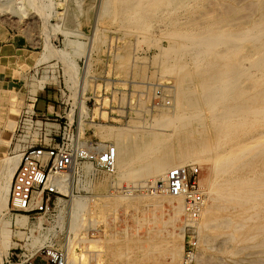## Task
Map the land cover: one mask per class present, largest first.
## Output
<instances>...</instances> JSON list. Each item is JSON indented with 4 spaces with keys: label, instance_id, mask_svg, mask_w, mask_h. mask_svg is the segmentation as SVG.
Returning <instances> with one entry per match:
<instances>
[{
    "label": "rangeland",
    "instance_id": "374dc122",
    "mask_svg": "<svg viewBox=\"0 0 264 264\" xmlns=\"http://www.w3.org/2000/svg\"><path fill=\"white\" fill-rule=\"evenodd\" d=\"M183 1L190 2L191 7L181 12L182 15H214L216 11L222 14L226 5L236 6L238 2ZM124 5L111 4L108 0H0V44L15 40L30 54L18 60L12 58L7 64L0 58V166L6 156L16 154L12 148L21 111L26 107L35 108V102L45 91L55 97L59 114L68 111L69 97L74 100L76 111L85 116L84 138L113 142L109 137L98 135L96 124L116 129L139 125L134 141L143 140L160 123H164L161 132L169 133L171 126L165 124L172 123L175 82L174 76L163 72L159 65L161 52L169 41L159 34L162 29L159 23L153 24L149 37L145 38L146 34L135 32L137 21L131 15L116 18L110 10L104 11L105 7H115L124 13ZM194 83L198 88L197 78ZM163 113L170 114L169 121L167 116H161ZM124 140H128L126 135ZM191 165L199 167L203 190L204 181L210 176V165L206 161H189L183 166ZM84 170L88 174L69 173L67 197L61 209L63 224L66 230L70 229L67 248L77 264H199L198 261L264 264L263 256V260H256L257 254L263 251L261 247L244 245L246 248L230 254L227 251L234 242L225 234L203 241L195 223L191 227L183 224V212L177 220H170L172 208L178 202L173 199L171 203L163 200L161 205L152 204L147 196L155 194H147L142 188L147 181L159 178L149 174L119 178L115 172L104 174L89 165ZM126 189L138 198L117 206H104L107 196L108 202H112L113 194ZM73 197L81 199L82 207H72ZM0 216H3L1 258L17 241L13 237L12 217L5 210ZM39 234L40 240L53 235L57 242H63L55 222H48ZM166 235L173 239L182 235L175 259L166 250L168 242L162 239ZM21 237L20 233L18 238ZM147 238L154 239L155 243L149 244Z\"/></svg>",
    "mask_w": 264,
    "mask_h": 264
},
{
    "label": "bare ground",
    "instance_id": "6f19581e",
    "mask_svg": "<svg viewBox=\"0 0 264 264\" xmlns=\"http://www.w3.org/2000/svg\"><path fill=\"white\" fill-rule=\"evenodd\" d=\"M108 1L126 4L122 7L124 13L115 7H105L104 11L110 10L116 18L131 15L137 21L134 30L138 35L146 34L147 38L153 24L162 25L159 34L169 43L162 47L159 65L163 72L174 76L175 82L172 123L165 124L171 126L169 133L161 132L164 123H160L143 140L134 141L139 125L118 129L95 125L98 135L111 138L116 146L115 174L119 178L149 174L164 179L170 165L208 162L210 176L202 190L207 199L194 221L203 241L214 240L223 233L234 242L227 253L233 254L252 244L263 248L256 256L257 261L263 260L264 0H238L236 6L226 5L222 14L216 11L214 15H182L181 12L191 7L190 2L183 0ZM196 78L198 88L194 83ZM169 115L161 114L167 119ZM18 157L17 152L6 156L0 166V214L3 210L7 212V194ZM60 178L66 179L67 175ZM202 182L199 180L200 186ZM147 197L157 205L175 199L178 203L172 208L170 220H177L184 210L180 197L163 193ZM135 198L138 196L126 189L113 194L112 202H108V196L103 202L104 206H117ZM73 206L82 207L79 197L72 198ZM2 219L0 216V222ZM17 221L21 226L27 225L25 216L17 217ZM6 222L10 225V220ZM162 239L168 242L166 250L175 259L182 235L176 239L166 235ZM146 240L149 244L155 241ZM72 255L68 249L66 264H77Z\"/></svg>",
    "mask_w": 264,
    "mask_h": 264
},
{
    "label": "built area",
    "instance_id": "2783aa9c",
    "mask_svg": "<svg viewBox=\"0 0 264 264\" xmlns=\"http://www.w3.org/2000/svg\"><path fill=\"white\" fill-rule=\"evenodd\" d=\"M68 99V111H63L64 114L26 107L18 118L12 152H17L19 157L7 200V213L13 219L17 245L6 249L0 264H66L70 229L66 230L63 224L61 209L67 197L69 178L60 176L68 177L71 171L88 174L85 165L104 174H112L116 169L114 143L84 138L85 116L76 111L74 100ZM142 188L150 195L163 193L182 198V222L188 227L194 224L206 202L196 165L172 167L164 179L149 180ZM18 216L26 217V226L20 225ZM48 222L56 223L58 232L63 235L62 243L53 235L40 240L39 233ZM20 233L22 239L18 238Z\"/></svg>",
    "mask_w": 264,
    "mask_h": 264
},
{
    "label": "crops",
    "instance_id": "0c3cea01",
    "mask_svg": "<svg viewBox=\"0 0 264 264\" xmlns=\"http://www.w3.org/2000/svg\"><path fill=\"white\" fill-rule=\"evenodd\" d=\"M19 42L15 40H8L5 43L0 44V58L2 59L3 63H8V61L15 58V60L21 59V57H26L29 54L28 51H25V47H19ZM6 63V64H7ZM55 97L51 94L50 91H45L40 96L39 99L35 102V108L37 110L46 111V112H58L59 105L54 103Z\"/></svg>",
    "mask_w": 264,
    "mask_h": 264
}]
</instances>
